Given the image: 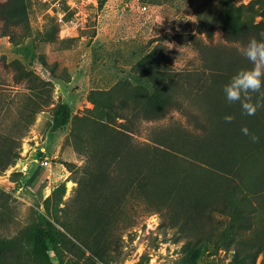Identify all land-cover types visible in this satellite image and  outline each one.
Segmentation results:
<instances>
[{"label":"trees","instance_id":"1","mask_svg":"<svg viewBox=\"0 0 264 264\" xmlns=\"http://www.w3.org/2000/svg\"><path fill=\"white\" fill-rule=\"evenodd\" d=\"M96 2L102 7L106 0ZM0 22V35L8 38H16L15 29H24L17 37L22 41L28 30L26 1L0 0ZM216 32L221 40L214 41ZM260 32L264 0L243 7L226 4L210 19H198L194 33L165 32L149 40L152 47L130 68L143 82L124 79L109 89L90 90L92 109L71 114L66 103L44 97L40 104L28 103L36 106L33 114L53 105L51 130L69 124L64 145L82 158L80 165L63 163L67 179L75 183L68 200L63 199L66 179L42 199L43 210L22 231L31 264H54L49 251L61 262L76 246L70 236L89 252L83 264L102 260L104 238L129 196L157 214L161 228L173 231L180 242L175 264H197L199 258L216 264L213 258L220 251L230 253L226 264H255L259 255L264 264V222L259 217H264V87L241 90L235 102L225 92L238 73L254 67L245 48ZM174 41L190 47L195 61L174 69L167 47ZM242 103L255 106V113L245 114ZM173 111L185 121L161 124ZM227 115L233 117L230 123ZM142 130L146 137L137 141ZM0 157V171L18 157L10 155L2 136ZM40 168L35 165L30 178H39ZM68 216L94 218L91 240L77 238ZM11 242L0 239V256Z\"/></svg>","mask_w":264,"mask_h":264},{"label":"rangeland","instance_id":"2","mask_svg":"<svg viewBox=\"0 0 264 264\" xmlns=\"http://www.w3.org/2000/svg\"><path fill=\"white\" fill-rule=\"evenodd\" d=\"M25 1L27 36L17 41L25 32L21 28L15 29L16 38L0 35V136L7 139L10 155H18L11 166L0 171V239L12 241L0 256V264H31L23 229L33 224L36 213L43 210L42 199L69 177L63 163H82V158L64 145L69 124L51 130L53 105L33 114L36 106L28 103L40 104L44 97L51 103H66L71 114L90 110V90L109 89L124 79L133 84L143 82L130 68L152 47L148 46L149 40L165 32L194 33L198 19H210L226 4H255V0H106L98 7L96 0ZM2 26L0 22V32ZM50 35V40H40ZM218 40L216 32L214 41ZM167 47L174 69L196 59L185 44L174 41ZM173 120L185 121L173 111L160 123ZM151 125L153 122L147 123ZM145 137L146 130L135 135L137 141ZM41 161H47L48 166L40 168L39 178H30ZM65 183L63 199L67 201L75 183L68 179ZM116 212L104 238L102 260L95 264H175L180 242L172 230L159 226L157 214L148 213L134 196H129ZM259 217L263 223L264 217ZM68 219L79 240H91L94 218ZM70 238L77 247L65 253L61 262L49 251L54 264H83L89 255L77 239ZM229 257L230 253L220 251L213 263L226 264ZM260 258L259 255L255 264ZM204 262L197 260V264Z\"/></svg>","mask_w":264,"mask_h":264},{"label":"clouds","instance_id":"3","mask_svg":"<svg viewBox=\"0 0 264 264\" xmlns=\"http://www.w3.org/2000/svg\"><path fill=\"white\" fill-rule=\"evenodd\" d=\"M258 36L259 39H251L245 48V55L249 61L253 62L254 67L243 73H238L231 85L225 88L226 98L230 102L240 100L241 90L259 92L264 87V79H262L264 76V32H260ZM258 60L261 63H257ZM241 107L247 115H253L256 111V107L249 103H242ZM224 119L230 123L233 117L227 115ZM242 132L247 135L248 129L243 128ZM253 139L255 140L256 137L253 136Z\"/></svg>","mask_w":264,"mask_h":264},{"label":"built area","instance_id":"4","mask_svg":"<svg viewBox=\"0 0 264 264\" xmlns=\"http://www.w3.org/2000/svg\"><path fill=\"white\" fill-rule=\"evenodd\" d=\"M145 9V7L143 6L142 7V10H144ZM36 161V160H35ZM38 164H39V166H41V167H45V166H48V162L47 161H41V162H37ZM36 163V166L38 165Z\"/></svg>","mask_w":264,"mask_h":264},{"label":"crops","instance_id":"5","mask_svg":"<svg viewBox=\"0 0 264 264\" xmlns=\"http://www.w3.org/2000/svg\"><path fill=\"white\" fill-rule=\"evenodd\" d=\"M32 174V173H31Z\"/></svg>","mask_w":264,"mask_h":264}]
</instances>
